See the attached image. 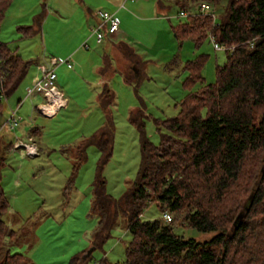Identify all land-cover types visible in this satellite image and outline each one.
<instances>
[{"label":"trees","instance_id":"trees-1","mask_svg":"<svg viewBox=\"0 0 264 264\" xmlns=\"http://www.w3.org/2000/svg\"><path fill=\"white\" fill-rule=\"evenodd\" d=\"M195 1H179L181 10ZM11 2L0 0V25ZM41 19L42 15L36 17V27ZM172 27L178 39L190 38L196 45L211 35L227 47L226 60L216 64L215 83H203L205 54L186 61L187 93L179 102L180 111L155 119L159 144L146 133L143 108L131 110L129 120L140 134L141 163L135 181L119 198L107 192L102 174L113 153L115 133L111 108L115 93L103 85L99 104L106 121L79 143L73 163L76 169L87 159L90 145L101 152L93 182L92 203L99 222L92 234V250L110 237L122 212L132 237L125 261L108 264H264V0H226L218 22L212 14L198 12ZM19 29L23 36L35 30L30 25ZM118 46L130 60L124 79L137 89L144 75L143 61L132 47ZM30 63L0 39L3 96L16 91ZM109 67L107 59L101 71ZM197 82L203 85L193 90ZM3 161L0 149V247L6 244L4 237L10 244L14 233L4 218L10 205L1 186ZM153 202L172 214L170 222L141 219ZM175 223L215 234L202 242L185 238L174 231ZM83 254L75 255L70 264H83ZM25 260L24 253L8 249L0 264Z\"/></svg>","mask_w":264,"mask_h":264},{"label":"rangeland","instance_id":"rangeland-1","mask_svg":"<svg viewBox=\"0 0 264 264\" xmlns=\"http://www.w3.org/2000/svg\"><path fill=\"white\" fill-rule=\"evenodd\" d=\"M179 1L163 0L165 7L157 8L153 17L146 18L149 13L152 16L151 11L145 10L144 14L130 11L141 19L130 22L128 35L120 40L131 45L143 61L144 75L137 89L124 79L130 60L121 49L113 50L111 43L104 42L98 44V48L109 54V69L95 72L91 66L84 70L63 68L60 74L62 89L70 103L56 116L46 117L37 110V105L43 101L41 96L26 98L27 88L38 74L34 60L42 56L46 48L60 45L63 37L72 39L70 27L76 30L78 24L65 26L53 23L52 34L44 37L45 48L42 33L34 30L30 36H23L19 29L31 25L33 11L39 12L41 9L40 1L13 0L1 22L0 39L8 42L24 59L34 60L16 91L2 100L0 123L10 115L18 103L17 99L24 100V105L18 110L22 118L19 126L13 131H0L1 156L4 158L1 186L10 205L4 218L14 230L10 244H7L8 237H4L6 244L0 247V260L9 249L24 253V264H70L71 259L82 252L86 256L83 264L125 261L126 245L132 236L122 212L110 237L92 250V234L99 222V212L92 202L100 150L91 145L86 151L87 159L76 169L73 163L79 156V143L106 121L105 112L99 104V94L104 84H108L115 93L111 104L115 133L113 153L104 165L102 174L106 179L107 192L119 198L135 181L141 163L140 134L129 120L131 110L143 108L146 133L153 143L159 144L160 133L155 119L174 116L180 111L179 102L187 93L183 86L187 75L184 69L186 61L205 54L207 59L201 70L203 83H215L216 64L224 63L226 51L216 49L215 40L210 35L200 45L190 38H177L172 25L186 18L179 15ZM200 2L209 5L218 22L226 0H220L219 5L198 0L189 3L185 10L190 14L198 13ZM91 50H94L93 44ZM203 83L197 82L193 90H198ZM34 128L40 130L35 136ZM13 135L26 141L32 135L39 154L22 157L10 145V141H14ZM141 219H162L166 222L156 202L144 209ZM173 227L176 233L185 238L192 237L201 242L215 234L179 223L173 224Z\"/></svg>","mask_w":264,"mask_h":264},{"label":"crops","instance_id":"crops-1","mask_svg":"<svg viewBox=\"0 0 264 264\" xmlns=\"http://www.w3.org/2000/svg\"><path fill=\"white\" fill-rule=\"evenodd\" d=\"M39 1H40L39 5L41 4V9L39 12L33 11L32 23L31 25L30 24L29 25L33 26L35 31H39V33H42L44 46H45L44 37L50 36L52 34L53 23L55 24L60 23V25H65V26H69L70 24L74 25L75 23L78 24L76 30L70 27V29H72L70 37H72V39L63 37V42H59L60 45H65V46H60L55 44L53 48L48 47V49L45 46L46 50H43V52L45 53L43 54L42 52V56L40 57L38 56L39 58H37L36 60L34 59L31 60V61L34 60V63L37 64L45 60H48L50 57L68 58V60L72 64L71 66L62 63L56 67L57 84L59 85V87L61 86L60 88L63 91L64 95L65 92L62 89L63 82L60 77V74L63 73V68L72 69L73 67H76L78 69L84 70V68L86 67L88 68L89 66H91L92 70L94 68L95 72L97 70L100 71L103 65L105 64V61L107 59L110 60V58L108 53L101 51V49L98 48V44L100 45L104 42H106L107 44L111 43L110 47L113 50L115 48L121 49L118 46L119 43H125L126 45L132 47L128 43L120 40L124 36L128 35L127 26L130 24V22L141 19L140 17L134 16L130 11L135 10L136 12H140L142 14H144L145 10L151 11L152 16H149L150 15L149 13L146 16L147 18V17H153L154 16L153 14H155L157 8L163 6L165 7V3L164 2L159 3V0H44V1L39 0ZM43 4H45V6ZM100 10H108L110 12H113L115 16L119 19V29L113 35L107 34L102 41H97L96 36L92 34V29L100 21V17L98 14V11ZM39 15H42L40 26L34 27L36 17ZM143 18H145V16H143ZM33 32L25 36H30ZM84 42L88 43V47L83 46ZM92 44L95 51L91 50ZM47 54H49V57H47L48 56ZM34 73H35V68H34ZM101 82L103 83V81ZM17 100L18 103L16 104L15 107H17V105H19V103L21 102V105L19 107L20 109L24 105V100L20 98ZM69 103L70 101L67 99V105L65 107H67ZM34 129L35 130H33L34 133L33 136H35L37 133L40 132L38 128H34ZM3 138H5V136H3ZM11 138L13 137L11 136ZM12 143L13 141L12 142L10 141L11 146ZM38 154H39V150H38Z\"/></svg>","mask_w":264,"mask_h":264},{"label":"built area","instance_id":"built-area-1","mask_svg":"<svg viewBox=\"0 0 264 264\" xmlns=\"http://www.w3.org/2000/svg\"><path fill=\"white\" fill-rule=\"evenodd\" d=\"M199 12L210 13L215 19L214 12L211 11L209 5L204 2L198 4ZM100 21L92 29V34L96 36L97 41H102L105 36L113 35L119 29V19L113 12L108 10L98 11ZM179 15L187 17L190 14L187 10H181ZM211 36V35H210ZM212 37V36H211ZM84 47H88V43H83ZM214 47L218 50L227 49L226 46L215 41ZM45 52H43L44 54ZM62 63L71 66V62L68 58H55L50 57L48 60L37 63L36 68L38 74L34 77L32 85L27 89L26 98H36L42 96V103L37 105V110L46 117H52L57 114L63 107L67 105V99L57 84L56 67ZM2 91H0V98H3ZM7 99V98H6ZM21 102L17 107L12 108L10 115L0 123V131L7 130L13 131L22 121V118L18 115V110ZM12 148L18 150L22 157L35 156L38 154V148L32 135L28 136V140H24L21 137L15 136L12 143ZM163 218L170 222L172 220V214L169 211L163 212Z\"/></svg>","mask_w":264,"mask_h":264},{"label":"water","instance_id":"water-1","mask_svg":"<svg viewBox=\"0 0 264 264\" xmlns=\"http://www.w3.org/2000/svg\"><path fill=\"white\" fill-rule=\"evenodd\" d=\"M262 172L264 173V166H263V168H262Z\"/></svg>","mask_w":264,"mask_h":264}]
</instances>
